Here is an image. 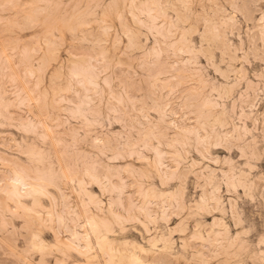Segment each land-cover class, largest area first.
Returning a JSON list of instances; mask_svg holds the SVG:
<instances>
[{
  "label": "rangeland",
  "instance_id": "1",
  "mask_svg": "<svg viewBox=\"0 0 264 264\" xmlns=\"http://www.w3.org/2000/svg\"><path fill=\"white\" fill-rule=\"evenodd\" d=\"M0 264H264V0H0Z\"/></svg>",
  "mask_w": 264,
  "mask_h": 264
},
{
  "label": "bare ground",
  "instance_id": "2",
  "mask_svg": "<svg viewBox=\"0 0 264 264\" xmlns=\"http://www.w3.org/2000/svg\"><path fill=\"white\" fill-rule=\"evenodd\" d=\"M22 185H23V184H22ZM96 231H97V230H96ZM94 232H95V231H94ZM99 232H101V231H99ZM96 233H98V231H97ZM96 233H95V234H96ZM97 236L99 237L100 235L97 234ZM101 236H102V235H101ZM100 238H102V237H100Z\"/></svg>",
  "mask_w": 264,
  "mask_h": 264
}]
</instances>
